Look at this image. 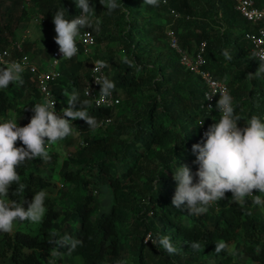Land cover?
<instances>
[{"label":"trees","instance_id":"obj_1","mask_svg":"<svg viewBox=\"0 0 264 264\" xmlns=\"http://www.w3.org/2000/svg\"><path fill=\"white\" fill-rule=\"evenodd\" d=\"M163 1L157 7L143 0H121L124 7L109 12L99 0H89L93 27L80 31L91 32L95 46L88 55L62 58L60 76L50 88L59 114L68 107L65 92L75 89L80 101H90L89 115L110 122L93 131L83 120L71 121L73 134L48 146V160H26L17 169L26 188L17 195L13 193L17 186L11 185L8 198L22 202L24 208L34 193L52 190L54 172L63 179L62 189L58 197L47 193L46 214L36 228L17 222L12 232H0V264H51L63 258L69 264H241L242 257L243 264H264V213L255 211L258 205L251 197L241 205L226 193V199L199 216L190 215L184 205L180 209L172 205L175 168L185 164L193 173L197 170L192 145L202 144L203 132L220 115L202 108L205 85L182 66L165 31L171 28L188 50L206 42V69L227 84L235 115L241 119L238 127H244V120L253 115L264 122V74L248 76L261 63L245 38L254 27L231 0ZM254 1L264 6V0ZM25 3L36 9L39 26L50 29L57 10L64 8L69 20L81 10L75 0H0V49L8 48L13 58L26 54L33 59L45 53L49 61L57 46L54 39L22 40L23 51L14 49L17 30L29 15ZM168 8L181 16L173 18ZM225 50L233 59H225ZM125 57L134 66L124 63ZM94 60L108 64L106 77L115 83L113 91L120 98L115 107H95L83 94ZM22 80L0 89V120L14 117L18 126L29 122L31 108L41 100L32 73L25 70ZM72 145L75 150L64 157L59 147ZM16 146L22 145L17 141ZM103 186L110 193V208L96 213L95 197ZM148 233L154 240L169 236L178 253L169 255L158 245L144 243ZM64 235L82 244L71 252L59 248L62 255L54 258L56 246L50 241ZM219 241L227 247L217 254ZM192 242L200 249H193Z\"/></svg>","mask_w":264,"mask_h":264},{"label":"clouds","instance_id":"obj_2","mask_svg":"<svg viewBox=\"0 0 264 264\" xmlns=\"http://www.w3.org/2000/svg\"><path fill=\"white\" fill-rule=\"evenodd\" d=\"M166 2V0H165ZM76 6L81 10V15L71 20L66 18V10H57L52 16V24L56 33L54 42L58 45L59 53L65 59H71L79 49L77 38L81 29L92 28L91 14L94 9L89 0H75ZM99 3L109 12L124 5L117 0H99ZM150 6H159L160 0H143ZM99 19L96 20V30L99 31ZM225 59L233 57L227 50L223 52ZM261 61L260 66L249 77L264 74V50L255 53ZM124 63L130 67L133 61L127 57ZM94 72H102L108 67L104 61H96ZM139 70V68H137ZM25 65L18 61H8L0 57V89L8 88L10 84H22V73ZM95 83L100 85V99L97 105L107 102L115 89V83L106 76L97 77ZM89 96V89L85 93ZM68 107L63 108L58 114L55 110V100L46 98L35 103L31 108L33 115L25 126H18L17 120L5 119L0 121V232L10 233L17 222L28 221L33 224L41 223L46 214L44 190L34 193L27 209L22 202L10 200L8 192L11 185L15 184V194L23 193L26 185L21 183L17 169L26 160L50 158L48 146L56 144L74 132L71 121L83 120L87 127L93 131L101 126L94 116L89 115L91 107L89 100L80 101L79 93L75 89L68 94ZM211 97L207 96L206 99ZM78 105V108H77ZM220 118L217 123L209 125L202 134V144L192 145L195 155L194 163L198 165L193 173L185 164L175 168L173 179L176 181L172 205L180 209L186 206L190 215L206 214L209 206L220 200L226 199V193H231V199L241 205L247 203L246 198L251 197L254 205L264 206V122L255 115L244 120L245 126L238 127L241 119L235 115L233 98L225 88L220 91L216 102ZM19 141L21 147H17ZM258 192V194H253ZM53 233V236H58ZM153 245L163 248L169 255L177 254L178 248L173 245L169 236H159L156 240L148 238ZM53 248L52 257H59L62 253L59 248L67 247L69 252L82 244L79 239L64 235L59 239L50 241ZM193 249H200L198 242H192ZM227 245L223 241L215 244V252L219 254ZM121 264H124L122 261Z\"/></svg>","mask_w":264,"mask_h":264},{"label":"built area","instance_id":"obj_3","mask_svg":"<svg viewBox=\"0 0 264 264\" xmlns=\"http://www.w3.org/2000/svg\"><path fill=\"white\" fill-rule=\"evenodd\" d=\"M231 2L233 3L234 9L238 11L239 14L254 27L252 31L245 33V38L250 43L251 51L254 56L259 59L255 53L264 50V6L256 5L254 0H231ZM163 3H165V1H163ZM168 11L169 14L173 16V18H179L181 16L172 8H168ZM165 33L170 48H172L178 54L182 66L186 70L199 75L205 85L202 108L220 115L219 109L216 107V102L219 99L220 91L226 88L229 92V88L224 81L216 79L211 74V72L206 69V42L200 41L199 43L195 44L191 50H188L180 45L176 34L171 28L166 29ZM94 46V36L91 32L84 31L77 38V48L79 51L76 55H88ZM14 49L20 53L23 51V48L19 42L14 43ZM0 57H3L8 61H18L25 65V70H28L30 73H32V77L40 94V102L46 98H52L55 100L50 85L57 77L60 76L58 66L60 60L63 57L59 53L58 45L52 51L47 66L39 65L35 62V60L30 59L26 54H22L19 57L13 58L12 53L8 48L0 49ZM96 61L101 60L93 61L89 78L86 79L83 87V94L91 100L95 107H115L120 103V98L114 91H112L111 96L107 98V102H102L99 105L96 103V101L100 99V85L95 83V79L101 76V74L106 76L105 68L102 69V72L100 73L93 71ZM88 89L89 96L85 94ZM207 96L211 98L206 99ZM54 107L56 112L59 114V110L56 108V100ZM109 122L110 118H103L100 120L101 125L108 124ZM149 237L154 240L151 234L148 233L144 237V243H146ZM147 243L151 242L148 241Z\"/></svg>","mask_w":264,"mask_h":264},{"label":"rangeland","instance_id":"obj_4","mask_svg":"<svg viewBox=\"0 0 264 264\" xmlns=\"http://www.w3.org/2000/svg\"><path fill=\"white\" fill-rule=\"evenodd\" d=\"M25 6L27 7L29 11L28 19L22 23L19 26V29L17 30V42H21L22 40H30V41H37L40 43L42 40L47 41V40H52L54 39L56 33L54 29L46 28V27H40V18L39 15L36 13V9L31 5V3H25ZM99 53H103L104 50L102 47H97L96 48ZM36 63L39 65L42 63H45L46 65L48 64V56L45 53H41L33 58ZM12 119H15L12 117ZM1 121V120H0ZM76 148V145H72L71 147L67 146H60L59 149L62 151V155L65 157V155H68L69 153L73 152ZM62 178L58 176L55 172L53 173V188L52 190L48 191L47 193L50 196H56L58 197L61 192V183H62ZM110 193L107 187L103 186L99 189L98 194L95 197V211L96 213H99L103 210L108 211L110 208ZM58 207L59 209H63L65 205L63 204V201H61L58 198ZM27 209V207H25ZM255 211L262 215L264 213V206H258L255 208ZM18 226L21 227H31L32 229L36 228V226L39 224H33L28 221L24 222H18ZM16 224V226H17ZM245 261V258H241L239 261L241 264H243ZM51 264H69L66 258H63L62 261L54 259ZM134 264V263H131Z\"/></svg>","mask_w":264,"mask_h":264},{"label":"crops","instance_id":"obj_5","mask_svg":"<svg viewBox=\"0 0 264 264\" xmlns=\"http://www.w3.org/2000/svg\"><path fill=\"white\" fill-rule=\"evenodd\" d=\"M47 63H48V62H47ZM40 65H45V66H47L48 64L46 65L45 63H42V64H40Z\"/></svg>","mask_w":264,"mask_h":264}]
</instances>
